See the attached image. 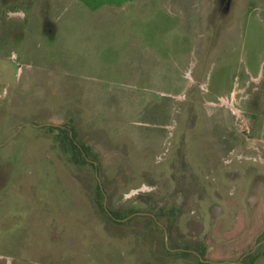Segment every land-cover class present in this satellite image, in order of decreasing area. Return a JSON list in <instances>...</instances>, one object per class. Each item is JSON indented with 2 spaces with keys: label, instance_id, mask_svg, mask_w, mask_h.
Masks as SVG:
<instances>
[{
  "label": "rangeland",
  "instance_id": "rangeland-1",
  "mask_svg": "<svg viewBox=\"0 0 264 264\" xmlns=\"http://www.w3.org/2000/svg\"><path fill=\"white\" fill-rule=\"evenodd\" d=\"M0 264H264V0H0Z\"/></svg>",
  "mask_w": 264,
  "mask_h": 264
},
{
  "label": "crops",
  "instance_id": "crops-1",
  "mask_svg": "<svg viewBox=\"0 0 264 264\" xmlns=\"http://www.w3.org/2000/svg\"><path fill=\"white\" fill-rule=\"evenodd\" d=\"M102 5H105L104 3L102 4ZM99 9V8H98ZM109 27V26H108ZM128 28V27H127ZM96 30H95V32L97 33V32H101V33H103V32H111V33H115V32H118V27H116V28H113V26H112V29H114V30H111V31H109V30H107V29H103L102 27H99V26H96V28H95ZM109 39H113V37H110ZM192 82H195V79L192 77ZM192 84V83H191ZM190 85H188V87H189ZM187 87V88H188Z\"/></svg>",
  "mask_w": 264,
  "mask_h": 264
}]
</instances>
